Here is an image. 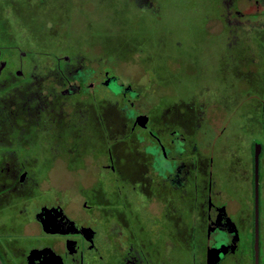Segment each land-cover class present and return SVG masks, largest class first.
<instances>
[{"label":"flooded vegetation","instance_id":"flooded-vegetation-1","mask_svg":"<svg viewBox=\"0 0 264 264\" xmlns=\"http://www.w3.org/2000/svg\"><path fill=\"white\" fill-rule=\"evenodd\" d=\"M20 1L0 0V264H264V0H124L141 53L175 1L215 35L191 60L164 32L171 82L141 53L122 80L74 48L66 10L46 28Z\"/></svg>","mask_w":264,"mask_h":264},{"label":"rangeland","instance_id":"rangeland-1","mask_svg":"<svg viewBox=\"0 0 264 264\" xmlns=\"http://www.w3.org/2000/svg\"><path fill=\"white\" fill-rule=\"evenodd\" d=\"M61 1L62 0H51L48 1V4L43 3L42 6L46 5V7H42L41 10H39L37 7L35 10H33L32 8H29L28 2L22 0L19 3V7L22 15H24L25 22L33 23L36 19L38 20L40 18L42 20L41 22L43 26L47 25L49 20H47V15L50 14L49 10L51 13L53 12L57 14L56 16L58 17H62L64 15L63 12L66 10L68 13L67 25L69 26V30H71V42L75 49L79 50L91 48V53L97 54L106 52L112 56H117V58L121 59L119 66V76L126 82H128L131 77H134L133 79H135L138 78L139 75L141 77L144 75V70L146 67L143 60L140 59L141 52L137 50L138 45H136V42H138L137 38H141V33L134 29V27L132 28L131 26L133 25L130 22L131 17L135 19L138 16V13L135 11V9L131 10L130 17V12L127 8L128 6L125 5L124 0H66V6L69 9L67 11V9H62L60 7ZM176 2L177 1H175L174 7L170 10L169 15H165L166 20L168 21V27H163L160 29L158 27L159 25H156L153 22L152 27L149 26L148 28V25H145V27L148 28L147 32L146 28L140 29L145 30L143 33L145 46H148V43L151 46L149 50H142L141 54L143 55L144 59L147 60L152 59L154 61L157 59L160 63L159 68L161 69L162 67L161 70H163L160 75L161 79L170 80V82L172 78L167 75L166 68H164L165 54L167 52V49L163 48L165 47L164 32L166 30L167 33H170V31L173 33L174 31H177V33L169 35V37L167 34V37L169 38L168 41H170L169 43H172L173 41H179V43H183L184 47L188 49L186 51L187 58L191 60L198 59L199 54L202 55L201 60L203 58L206 60L204 53L211 52L213 49L212 43L215 37V35L211 34L208 37H204L200 33L199 28H197L199 26L198 22L195 24L198 15V9L192 10L187 6H184V4L181 3L182 1H180L181 4ZM62 3L65 4L64 2ZM46 8L47 10L45 11ZM55 18L56 17L54 16L53 19ZM58 20L60 21V18H58ZM144 21H146V19H144ZM47 27L48 25L46 28ZM37 31L38 30H35V32ZM43 33L46 36L49 32ZM129 33H131V35ZM44 34L43 37H41L43 38L41 43L47 44L48 42L44 38ZM171 37L173 38L170 39ZM120 44H122L121 47ZM125 44H128L126 49H124L126 47ZM160 54H162L164 57H162ZM147 62L150 64L154 63L151 61ZM207 80L209 81L205 80L202 82H204L205 85L208 84L209 87L210 85H219L218 82H215L214 80L211 81L210 78H207ZM187 84L190 85L189 82H187ZM171 85H173V83H171ZM201 85H203V83H201ZM182 87H185V85ZM228 131L229 130H227L224 134L226 136L223 142H218L217 151H219L220 154L227 153L226 148L230 149L231 145H234V143H231V145L228 146L225 143L227 138L232 140L233 137L234 140H236V136L243 135V132H241L240 129L238 131ZM63 176L64 175L57 176L56 181L58 187L76 186L78 177L73 176V179H67V177Z\"/></svg>","mask_w":264,"mask_h":264},{"label":"water","instance_id":"water-1","mask_svg":"<svg viewBox=\"0 0 264 264\" xmlns=\"http://www.w3.org/2000/svg\"><path fill=\"white\" fill-rule=\"evenodd\" d=\"M257 155H258V152L256 153V159L258 158Z\"/></svg>","mask_w":264,"mask_h":264}]
</instances>
